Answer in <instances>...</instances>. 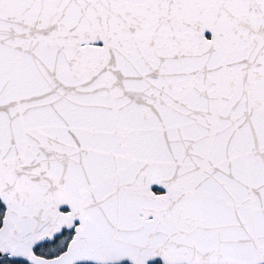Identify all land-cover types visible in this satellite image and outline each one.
<instances>
[{"label": "water", "instance_id": "water-1", "mask_svg": "<svg viewBox=\"0 0 264 264\" xmlns=\"http://www.w3.org/2000/svg\"><path fill=\"white\" fill-rule=\"evenodd\" d=\"M0 203V261L264 264V0H0Z\"/></svg>", "mask_w": 264, "mask_h": 264}, {"label": "flooded vegetation", "instance_id": "flooded-vegetation-1", "mask_svg": "<svg viewBox=\"0 0 264 264\" xmlns=\"http://www.w3.org/2000/svg\"><path fill=\"white\" fill-rule=\"evenodd\" d=\"M1 205V203H0ZM2 207V205H1ZM2 207V211H3ZM66 211H69L68 209ZM4 214V211H3ZM2 214V216H3ZM2 218V217H1ZM79 225L78 221L71 224L67 229H64L61 234L56 236L52 242H45L42 243L41 246L35 248V253L38 254L36 251L40 250L42 247L47 245H56L59 243V248L56 249L55 254L57 255L60 252L64 251L66 246L71 242L76 234L75 228ZM182 224L177 225V229L181 230ZM170 234H166L164 237V242L159 240L158 242L152 243V250L150 253L145 252V254L139 255L137 254L136 250L133 251L134 245L132 249H129L127 254L123 253L120 242L117 244L116 253L114 251H110L109 260H106L105 257L101 258H94V261H88L87 263H77V264H187V262L191 261L192 264H197L195 259H199V256L194 255L190 257L182 248L183 242L181 241H171ZM175 242V243H174ZM61 245V246H60ZM63 246V247H62ZM131 246V245H130ZM62 247V248H61ZM116 246H111L110 250L115 249ZM94 252H100L98 247L93 249ZM39 255V254H38ZM41 256V255H40ZM44 256V255H42ZM45 257H53V256H45ZM26 264V263H25Z\"/></svg>", "mask_w": 264, "mask_h": 264}, {"label": "rangeland", "instance_id": "rangeland-1", "mask_svg": "<svg viewBox=\"0 0 264 264\" xmlns=\"http://www.w3.org/2000/svg\"><path fill=\"white\" fill-rule=\"evenodd\" d=\"M2 214H3V211H2V207H1V205H0V220H1V217H2ZM61 246V245H60ZM57 248H59V243H56V245H47V246H44V247H42L39 251L41 252H50V251H53V252H55L56 251V249ZM12 260L11 259H8L7 258V260L5 261H3L2 263H0V264H25L24 262H22V261H14L13 260V262H11Z\"/></svg>", "mask_w": 264, "mask_h": 264}, {"label": "trees", "instance_id": "trees-1", "mask_svg": "<svg viewBox=\"0 0 264 264\" xmlns=\"http://www.w3.org/2000/svg\"><path fill=\"white\" fill-rule=\"evenodd\" d=\"M1 224V223H0ZM63 247V246H62ZM61 247V248H62ZM39 255H44V256H53V254H55V252H53V251H50V252H40V251H36ZM6 261L7 260V258H2V260H1V262L0 263H2L3 261ZM11 262H13V260L11 261Z\"/></svg>", "mask_w": 264, "mask_h": 264}]
</instances>
